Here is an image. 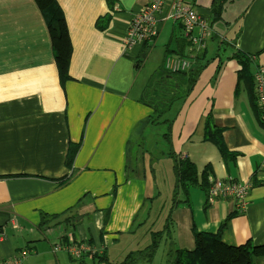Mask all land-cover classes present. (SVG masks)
Masks as SVG:
<instances>
[{
	"label": "crops",
	"instance_id": "crops-1",
	"mask_svg": "<svg viewBox=\"0 0 264 264\" xmlns=\"http://www.w3.org/2000/svg\"><path fill=\"white\" fill-rule=\"evenodd\" d=\"M57 2L72 43L70 78L64 82L36 0H0V258L94 264L99 256L111 264L147 247L153 233L164 230L154 259L136 264H172L176 249H195V230L217 234L226 219L225 244L263 245L264 185L254 182L264 181V125L253 107V76L264 63V0L222 1L218 20L214 0L195 2L213 30L190 71L202 69L193 82V71L176 76L184 97L172 105L166 122L154 124L147 88L173 74L165 68L169 55L191 50L182 26L164 20L169 5L158 14V35L128 47L132 18L150 0ZM106 15L109 25L102 29L103 21L97 23ZM238 52L251 56L249 83L234 57ZM208 121L222 129L236 156L223 159L205 140ZM162 124L166 132L155 135ZM71 144L80 147L69 168ZM186 159L196 165L199 183L204 172L208 182L252 183L246 210H238L231 197L210 203L207 188L199 185L176 197L175 164ZM166 160L173 178L166 175ZM153 165L160 166L155 173ZM66 175L72 179L60 186ZM161 187L169 200L156 203ZM43 213L58 215L46 230L40 227ZM70 241L88 252L76 259L65 248L55 249ZM255 262L264 264V257Z\"/></svg>",
	"mask_w": 264,
	"mask_h": 264
},
{
	"label": "trees",
	"instance_id": "trees-1",
	"mask_svg": "<svg viewBox=\"0 0 264 264\" xmlns=\"http://www.w3.org/2000/svg\"><path fill=\"white\" fill-rule=\"evenodd\" d=\"M192 1L195 3L197 0ZM222 1L225 0H214L213 2L212 10L215 20L221 18L224 7ZM36 2L38 3L47 22L52 37L53 52L56 59L59 76L61 81L64 82L70 78L69 66L72 56V43L64 13L57 0H36ZM108 2L112 5L113 0H108ZM109 19L110 15L100 18L97 23L98 26L100 25L101 21H103L102 29L106 28L109 25ZM234 57L237 58L242 64L241 76L246 80L247 83H249V81L251 82L253 76L250 71V65L252 61L251 56L238 52L234 55ZM201 69L202 67L200 66L196 67L195 70H187L190 72L193 71L195 73V78H192L190 75L192 82L196 80ZM187 71L173 74L166 73V77L148 86L145 95L146 99H148L146 104L154 110V113L149 117L151 123L154 124L166 122L167 120H164V117L171 109L172 105L177 100L184 97V89H182L180 82L176 80V76H179L180 74ZM253 107L257 112L259 121L264 125V122L261 120L257 110L256 98L253 101ZM207 124L205 140L213 142L218 147L223 159L229 160L236 156V154L229 150L226 146L222 136V129L216 125H212L210 121H208ZM165 135H169V130ZM79 147L80 145H70L66 158L67 167H73L74 159ZM175 169L177 183L174 194L176 197L180 190H182L185 194H188L192 186L199 185L204 188L206 187L208 190L209 182L207 179V174H205L206 172H204V175L202 176V183H199L196 165L189 159L176 161ZM71 179L72 175H66L62 177L59 180L60 186L68 184ZM258 184L264 185V181L254 182V185ZM115 190L116 189H114V192ZM179 203L180 202L174 203L172 209ZM56 218H58V215L50 216L43 213L42 221L40 223L42 230L49 228L50 222ZM227 222L228 219L223 221L217 234H208L195 230V249H176L175 258L173 259L172 264H256V258L264 257V244L258 246L252 244L251 242H247L246 244L239 246H229L225 244L222 241V233L227 226ZM169 224H171V218L168 219V226ZM164 233V230L154 232L152 235V241L147 247L130 252L123 260L111 264H136L141 261H152L160 246V241L162 240ZM97 258L100 261H103L101 260L102 257L98 256Z\"/></svg>",
	"mask_w": 264,
	"mask_h": 264
},
{
	"label": "built area",
	"instance_id": "built-area-1",
	"mask_svg": "<svg viewBox=\"0 0 264 264\" xmlns=\"http://www.w3.org/2000/svg\"><path fill=\"white\" fill-rule=\"evenodd\" d=\"M166 5H169V11L164 20H172L182 26L191 50L184 55H169L165 62V68L171 73L187 71L192 67L197 52L207 48L213 35L210 20L202 15L192 0H150L138 14L133 16L126 42L128 47H132L155 38L158 35L157 17ZM253 82L257 110L264 122V63L257 66ZM252 186L253 184L250 182L235 179H209L208 201L214 203L220 199L231 197L236 201L238 210L245 211ZM4 238L5 234L0 230V242ZM62 246L56 245L55 249L65 248L76 259H81L89 250V247L75 245L73 241ZM0 264H21V258H0Z\"/></svg>",
	"mask_w": 264,
	"mask_h": 264
},
{
	"label": "rangeland",
	"instance_id": "rangeland-1",
	"mask_svg": "<svg viewBox=\"0 0 264 264\" xmlns=\"http://www.w3.org/2000/svg\"><path fill=\"white\" fill-rule=\"evenodd\" d=\"M215 22H216V21H215ZM151 60L153 61L154 58L151 57ZM152 61H150V62H152ZM150 67H152V66H150ZM161 71H163V70H160V69H159V70H158V74H160ZM148 82H149V80L146 81V85L148 84ZM166 129H167V126H166L165 124H162V126H158L157 128H155V130H156L155 135H157V136H162V135L166 132ZM150 132H151V131H149V130H148V132H146V136H147V137L150 136ZM168 149H169V148H168ZM156 153H157V152H156ZM168 165H170V162H168V160H166V166H165V167H166V175H167L168 177H170V178H173V174H172L171 167L168 166ZM153 167H155V170H154V173H155V172L158 170V168H159L160 166H158V165H153ZM151 175H152V174L150 173V176H151ZM161 189H162V190H161V195H160V197H159L158 199L155 200L156 203H161V202L163 203V202L169 200V197H168V193H167L166 188H165V187H161ZM155 212H156V213L158 212V208L155 210ZM147 237H148V235L145 236V239H146ZM115 256H116V258H118L117 255H115ZM115 256L113 255L112 258L114 259ZM121 256H123V255H121ZM117 260H121V259H117ZM93 261H94V260H93ZM93 261H92V260H88L87 263L92 264ZM72 263H73V264H81V262L78 261V260H74V261H72ZM94 264H105V263H102V262L98 261V259H95Z\"/></svg>",
	"mask_w": 264,
	"mask_h": 264
}]
</instances>
